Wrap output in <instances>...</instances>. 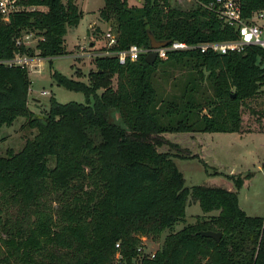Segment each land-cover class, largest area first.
<instances>
[{
    "label": "trees",
    "instance_id": "trees-1",
    "mask_svg": "<svg viewBox=\"0 0 264 264\" xmlns=\"http://www.w3.org/2000/svg\"><path fill=\"white\" fill-rule=\"evenodd\" d=\"M19 1L39 9L8 21L0 13V61L21 53L52 67L54 58L71 54L65 37L84 16L77 0ZM214 1L192 0L184 10L172 0L140 7L104 0L99 13L117 36L114 52L150 49L149 33L169 44L236 40L235 28L210 8ZM238 2L246 19L264 11V0ZM29 34L38 37L35 50L18 44ZM146 57L125 65L116 56L96 57L89 84L52 71L58 86L83 93L86 103L52 96L42 117L29 108V71L0 63V129L25 118L38 130L21 151L0 156V264H264V216H248L239 203L251 173L227 176L234 190L189 188L173 156L160 151L164 134L241 133L243 107L264 94V51H178L154 65ZM161 65L188 72L168 98L155 85ZM190 199L204 214H219L174 231ZM166 230L155 257H140L142 238L158 241ZM207 231L221 233L220 241L201 235ZM119 252L125 260L116 263Z\"/></svg>",
    "mask_w": 264,
    "mask_h": 264
},
{
    "label": "rangeland",
    "instance_id": "rangeland-1",
    "mask_svg": "<svg viewBox=\"0 0 264 264\" xmlns=\"http://www.w3.org/2000/svg\"><path fill=\"white\" fill-rule=\"evenodd\" d=\"M77 5L86 12L85 18L72 29L66 38V47L71 54L53 59L52 67L48 59H43L41 66L29 70L31 93L29 108L38 116H44L49 110V101L53 96L63 104L69 102L86 103L83 93L69 91L52 79L51 72L57 71L62 75L89 84V75L96 70L94 59L106 46L105 34L111 29L104 22L100 13L95 17L94 12L103 8L104 0H77ZM144 0H130V5L140 7ZM173 5L184 10L194 7L192 0H172ZM84 5V7H83ZM98 19V20H97ZM100 20V21H99ZM96 22L91 28L90 24ZM71 29V28H70ZM37 38L27 45L35 50ZM84 48V49H83ZM83 49V50H82ZM37 52V51H36ZM40 64V63H39ZM188 72L185 69L161 65L155 78V85L160 97L168 98L179 92ZM117 79H113V86ZM264 90V86L262 87ZM100 90L98 94L100 95ZM264 94L247 102L243 107V138L238 133H174L164 134L166 142L160 148L161 152L170 153L180 171L184 174L186 187L196 185L217 186L222 188L234 187L227 178L231 175L245 177L251 173L246 185L239 191L240 207L248 216H264ZM38 134L32 129L25 118L18 119L11 127L0 129V156H5L8 150L19 152L28 140ZM54 166L53 162L50 164ZM218 174V175H215ZM205 215L199 204L189 201L185 222L175 225L174 231H179L185 225H191L197 218ZM170 233L166 230L158 241L143 237L139 248L143 255L155 254ZM124 256L119 252L116 263L122 262ZM140 262V258L133 263Z\"/></svg>",
    "mask_w": 264,
    "mask_h": 264
},
{
    "label": "built area",
    "instance_id": "built-area-1",
    "mask_svg": "<svg viewBox=\"0 0 264 264\" xmlns=\"http://www.w3.org/2000/svg\"><path fill=\"white\" fill-rule=\"evenodd\" d=\"M210 8H214L216 13L224 23L229 27L235 28L237 31V39L225 42H210L200 45H189L185 42H170L166 47L156 50L142 49L136 45L131 46L128 50L122 52H114L112 48L118 44L116 34L110 29L105 34L106 46L96 57H111L116 56L121 65H125L128 61H137L142 54H150L155 52L157 59L166 60L171 52L188 51L199 49L202 53L213 52L216 54L226 55L228 53L244 52L248 46H256L264 51V11L254 12L248 19L242 15L241 7L238 0H215ZM39 8L35 6H25L19 0H0V13L3 19L8 21L10 16L18 11H35ZM34 38L32 34L26 35L20 39V46H27ZM84 49V48H83ZM82 49V50H83ZM42 58L39 56H30L28 54L17 53L14 58L0 63L7 64L10 67H21L23 69H36V66H41ZM40 63V64H39ZM120 248V244L116 245ZM139 255L142 254V249L138 248ZM151 258L155 254H148ZM144 256V255H143ZM141 256V257H143ZM143 260V258H140ZM140 264V262H135Z\"/></svg>",
    "mask_w": 264,
    "mask_h": 264
},
{
    "label": "water",
    "instance_id": "water-1",
    "mask_svg": "<svg viewBox=\"0 0 264 264\" xmlns=\"http://www.w3.org/2000/svg\"><path fill=\"white\" fill-rule=\"evenodd\" d=\"M149 38H150V48L152 50L163 48V47H166V46L169 45V43L166 42V41H158V40H156L152 33H149ZM146 60H147L148 64L154 65L155 62L157 61L156 53L155 52H151L150 54H148L147 57H146ZM201 235L205 236V237L213 238L216 241H220V239L222 237L221 233H216V232H211V231L202 232Z\"/></svg>",
    "mask_w": 264,
    "mask_h": 264
},
{
    "label": "crops",
    "instance_id": "crops-1",
    "mask_svg": "<svg viewBox=\"0 0 264 264\" xmlns=\"http://www.w3.org/2000/svg\"><path fill=\"white\" fill-rule=\"evenodd\" d=\"M129 3H130V0H129ZM83 7H84V5H83ZM82 11H83V13H84V18H85V15H86V12L84 11V9L83 8H80ZM102 8H99V11L101 10ZM94 15H95V17H98L99 16V12L97 13L96 11L94 12ZM84 18L81 20V21H83L84 20ZM98 20V19H97ZM100 21V20H99ZM81 23V22H80ZM95 24H97L96 22H93V23H91L90 24V27L89 28H91L93 25H95ZM73 28H69L68 29V33L72 30ZM74 29H77V28H74ZM68 33H67V35H68ZM66 35V36H67ZM67 50H68V48H67ZM30 93H31V91H30ZM238 134H240V137L241 138H243V136L244 135H246V134H241V133H238ZM247 182V181H246ZM246 182H245V185H246ZM244 185V186H245ZM228 190H234V187H230V188H227ZM246 212V211H245ZM219 214V212L218 211H215V212H212V213H209V214H205V215H200V216H202V217H208V216H217Z\"/></svg>",
    "mask_w": 264,
    "mask_h": 264
}]
</instances>
